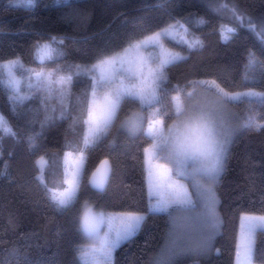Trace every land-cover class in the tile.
Wrapping results in <instances>:
<instances>
[{
  "label": "trees",
  "instance_id": "obj_1",
  "mask_svg": "<svg viewBox=\"0 0 264 264\" xmlns=\"http://www.w3.org/2000/svg\"><path fill=\"white\" fill-rule=\"evenodd\" d=\"M221 4H228V10L217 12ZM233 5L247 14L243 27L233 19ZM262 14L264 0H69L68 4L35 0L34 5L0 0V113L5 124L17 133L9 135L0 126V172L5 173L0 176V261L17 264V257L10 254L15 249L20 264H84L83 245L88 239L82 229L77 231L74 217L76 209L82 216L85 198H89V205L106 213L135 212L148 203L144 148L151 140L142 134L129 137L126 131L112 129L106 138L85 148L87 126L82 121L87 114L73 108L84 85L73 87L67 101L76 120L61 119L57 98L36 90V73L52 72L57 64L90 66L96 62L98 50L118 46L121 52L128 47H119L128 34L142 38L179 21L191 30L192 43L193 34L203 42V47L196 44L189 49L166 38L171 48L188 57L167 70L171 84L184 89L183 97L193 91V82L201 80H213L230 93L264 94V27L255 19ZM249 17L255 19L251 31L247 29ZM201 19L207 23L200 25ZM234 27L236 33L229 30ZM145 28L147 31H142ZM41 34L69 37L63 45H57L64 55L40 61L32 45ZM44 42L47 39L40 41ZM14 58H20L23 64L22 76L28 89L25 99L15 98L2 65ZM56 79L54 74L52 80ZM231 103L243 119L256 114L257 124H264L259 119L264 112L261 97H243ZM136 107L126 112L131 114ZM171 123L167 121V125ZM28 137L34 138L33 147ZM79 149L84 150L86 158L80 177V203L62 214L54 210L51 197L67 188L65 154H80ZM41 157L45 166L40 164ZM105 158L110 159L113 170L107 190L101 194L90 188L88 179ZM216 192L222 225L212 241V250L207 254L189 251L167 264H235L242 215L264 214V131L243 125L237 129ZM171 228L166 213L148 215L132 241L114 251V264H151L177 236L169 235ZM252 261L264 264V229L256 231Z\"/></svg>",
  "mask_w": 264,
  "mask_h": 264
},
{
  "label": "snow or ice",
  "instance_id": "obj_2",
  "mask_svg": "<svg viewBox=\"0 0 264 264\" xmlns=\"http://www.w3.org/2000/svg\"><path fill=\"white\" fill-rule=\"evenodd\" d=\"M12 2H26L34 5L35 0H12ZM56 2L68 4L69 0H56ZM221 10H228V4H221L216 9L217 12ZM231 11L233 19L243 27V20L247 14L235 5ZM255 19H258L260 26L264 27V14ZM255 19L249 17L247 21L249 31L254 26ZM198 23L203 25L207 21L201 19ZM176 24H179V21H176ZM167 27L169 26L154 31L151 35H143L142 38L137 37L135 33L128 34L119 47H123L124 44L133 47L136 50L134 58L126 59L117 51L118 46H108L98 50L95 54L96 62L91 66L75 64L65 67L57 64L52 72L36 73L38 79L36 90L46 92L47 97L57 98L61 105V119L76 120V117H72L68 110L67 101L73 95V87L84 85L80 89L79 96L76 97L77 103L73 108L78 107L87 114V118L82 121L87 126V133L84 136L85 148L89 144H95L106 138L112 129L126 131L129 137L142 134L151 140V143L144 148L148 201L145 209L119 214L93 213L88 206L89 198H85L86 211L83 216H80L76 206L80 203L83 188L80 183V177L84 175L82 165L86 159L83 156V149H79L81 156L76 162L78 165L76 170L70 173V179L65 180L69 187L58 194L53 193L51 197L55 202V211L63 214L65 211L77 210V215L74 217V223L79 225L77 231L82 229L83 233L89 237L99 240V247L94 248L93 252L105 260L112 258L110 264H114V250L121 247L123 243H130L141 229L142 222H145L148 215L152 213H166L172 225L169 235L175 236L177 227L186 226L191 219V211L197 203L193 200L194 195H198L199 201L203 204L201 215L209 230L201 234L196 248L188 249V251L207 254L212 250L215 229L219 223L217 213L219 199L214 186L218 183L225 167L228 138L234 130V127L230 126L222 131L228 115L227 101H239L245 96L253 95L260 96L264 100V94L230 93L216 85L215 81L193 82V91L187 92L182 99L181 93L184 89L179 85L171 84L167 70L174 62L187 60L188 57L180 55L179 52L172 54L163 51L158 55L149 52L145 56L140 51L149 43L159 44L163 50L164 45L160 43L159 38L167 34ZM229 30L236 33L238 29L234 27ZM142 31L146 32L147 28ZM261 35L264 36V32ZM45 39L47 43H40ZM66 39L69 37H45L41 34L32 48L41 60L45 58L51 60L53 53H57V49L52 45H63ZM133 40L136 41L135 44L132 43ZM193 41L189 44V49L196 44L203 47V42L194 34ZM224 42L227 40L224 39ZM261 43L264 45V41ZM127 50L124 48V51ZM57 55L63 56L64 53L61 51ZM251 55L252 53L249 52V56ZM19 62V58L8 61L9 64ZM261 67L264 69V63ZM54 74L57 75L55 81L52 80ZM82 77L87 79H81ZM10 83L15 84L16 81L13 79ZM54 84L59 87H53ZM196 89L201 91L197 92ZM173 91L175 95H171ZM134 105H137L136 110L128 114L126 110ZM257 118L256 114H250L243 127L257 132L264 131V124H257ZM259 119L264 120V112L259 114ZM168 120L172 121L170 125H167ZM4 123H6L5 117L0 115V124ZM4 131L12 136L17 135L11 126H5ZM28 139L29 146L33 147L34 138L28 137ZM69 155L71 154H65L66 157ZM40 160L43 161V157ZM104 163L107 164V161ZM4 174L0 172V176ZM184 177H191L192 186L196 189L195 193L189 191L188 185L184 183ZM37 179L39 180L40 177ZM106 179L107 173L99 178L96 173H93V186L103 191ZM261 202L264 205V198ZM261 210L264 211V207ZM241 220L248 222L249 235L257 227L264 229V216H242ZM116 222L119 227H114ZM102 225L108 227V231L103 236H101ZM173 244L176 245L174 248L168 249L167 252L162 251L160 255L152 259L151 264H167L172 256L182 254V250L178 251L180 246L176 240H173ZM243 247L247 258L251 253L250 242ZM10 254L16 256L17 264H20L16 250H11ZM239 255L238 251L237 256ZM0 264L4 262L0 261ZM94 264H104V261L97 258Z\"/></svg>",
  "mask_w": 264,
  "mask_h": 264
},
{
  "label": "rangeland",
  "instance_id": "obj_3",
  "mask_svg": "<svg viewBox=\"0 0 264 264\" xmlns=\"http://www.w3.org/2000/svg\"><path fill=\"white\" fill-rule=\"evenodd\" d=\"M16 4H18V5H21V4L29 5V4L25 3V2H20V3H16ZM190 31L191 30H189V28L185 24H183L181 22H179V24L173 23L172 25L167 27V34L166 35H162L159 38L160 43H163V45H164L163 50H161V48L159 47V44L149 43V44L145 45L144 47H142L140 49V51L143 52V54L145 56H147L149 54V52H152L153 55H158V54H161L162 51L164 53H169L170 52L172 54H175V53L179 52L180 55L185 56V54L180 52L179 50H175L174 48H171L166 43V38L171 39L173 41H176V42H178L180 44H185V45L189 46V44H192L191 39H190L191 38V36H190L191 32ZM44 43H47V42H44ZM133 44H135V43H133ZM52 46L57 49V53L62 51L57 45L53 44ZM126 48L128 50L127 51L122 50L120 52V54L122 56H124L126 59L134 58L135 55H136V50L133 47H126ZM57 53H53L52 59L62 57L60 55H57ZM37 56L40 59L39 55H37ZM15 59L16 58L11 59V60H15ZM8 61H10V60H8ZM8 61L3 62V64H2L4 69H5V72H6L8 83L14 89L15 98H17V99H21V98L25 99V97L28 94V89H27V87L24 84V80H23V76H22L23 75V73H22L23 72L22 61L20 59V62L16 63V64H9ZM40 61H49V59H47V58H45L43 60L40 59ZM34 78L36 80H38L36 74H35ZM13 79L16 81L15 84L10 83V81L13 80ZM201 81H208L209 83H211L213 80H201ZM216 85H218V84L216 83ZM213 90H215V89H213ZM200 91H201V89L197 90V92H200ZM241 93H244V92H241ZM258 94H261V93H258ZM181 97L183 99L182 95H181ZM245 97L259 98L260 96L253 95V96H245ZM231 102L232 101H227L228 115H227V117H226V119L224 121L223 129H222V131H223L224 129H227L230 126L234 127V130L232 131L231 136L228 138L229 139V144L227 145V148H229L231 140H232L235 132L237 131V129L239 127H241L244 124V122L246 121L245 119H243L241 117L239 111L232 105ZM0 115H2V114L0 113ZM0 126L4 129L5 126H7V125L4 123V124H0ZM144 128L145 129L147 128L146 124L144 125ZM70 154L71 155H69L67 157L65 156L66 177H67V179H70L71 178L70 173L72 171L76 170V167L78 166L76 162H77L78 158L81 156V153L80 154L70 153ZM83 156H84V154H83ZM40 164L42 166H45L46 162L44 160L43 161L40 160ZM82 166L84 168V162H83ZM220 177H221V175H220ZM220 177H219V179H220ZM184 183L186 185H188V188H189L190 192H192V193L196 192V189L192 186L193 185V181H192L191 177H184ZM217 184L214 186L215 192H216ZM68 187L69 186L67 184V188ZM59 192H62V191H57L55 193L58 194ZM216 195H217V192H216ZM193 200L197 201V203L195 204V206L193 207V209L191 211V219H190V221L188 222V224L186 226L185 225L178 226L177 229H176V235L177 236L173 238V240H176V243L180 246L178 251L182 250V254L172 256L168 262L173 261L175 259H179L181 257H185L189 253L188 249L193 248V246H194V248L197 246L198 242L201 239V234L203 232H206V231L209 230L208 225L204 222V220L202 218V215H201V213L203 211V204H202L201 201H199L198 195H194L193 196ZM88 206L91 207L93 213L104 212L102 210L95 209L94 207H92L89 204H88ZM84 211H86L85 207H84ZM84 211H83V214H84ZM104 213H106V212H104ZM217 213H218V217H219V223L217 224V227L215 229L214 239L221 232V225H222V219H221V215H220V211H219V203L217 205ZM83 214H82V216H83ZM106 214H108V213H106ZM111 214H119V213H111ZM242 216L259 217V216H264V214L263 215L243 214ZM242 225H243V227H242ZM114 227H119L118 222H116L114 224ZM258 229H261V228L257 227L254 230V232H252L251 235H249L248 234V222L241 220L240 230H239V238H238V245H242V246L239 247V248L237 247V251H239L240 255L236 257L235 264H255L252 261V254H253V246H254L255 234H256V231ZM107 231H108L107 225H102L101 226V236H103V234L105 232H107ZM84 235L86 236L88 241H87V243L85 245H83V257H82L83 263L84 264H94V261L97 258H99V259L104 261V264H110L112 258H108L107 260H105V258L99 257L97 255V253L93 252L94 248H98L99 247V240H94L92 237H89L86 233H84ZM112 235L114 236V233ZM173 240L169 244V246L166 248L165 252H167L168 249L174 248L176 246V245L173 244ZM249 242H250V245H251V253L246 258V256H245V248L243 247V245L248 244ZM84 253H87V255H84ZM113 257H114V252H113Z\"/></svg>",
  "mask_w": 264,
  "mask_h": 264
},
{
  "label": "water",
  "instance_id": "obj_4",
  "mask_svg": "<svg viewBox=\"0 0 264 264\" xmlns=\"http://www.w3.org/2000/svg\"><path fill=\"white\" fill-rule=\"evenodd\" d=\"M107 161V164H105L104 162ZM97 169H99V171H97ZM112 163L110 161L109 158H105L103 159L99 164L98 166L93 170V172L91 173L89 179H88V184L90 186V188L98 193H105L106 190H107V187H108V184H109V181H110V178H111V175H112ZM93 173H96V176L97 178H99L100 176L104 175L105 173H107V179L105 181V185H104V190L101 191L100 189L98 188H95L93 186Z\"/></svg>",
  "mask_w": 264,
  "mask_h": 264
}]
</instances>
